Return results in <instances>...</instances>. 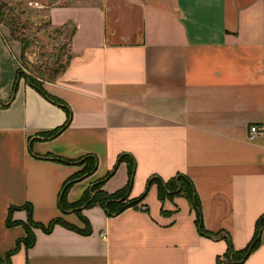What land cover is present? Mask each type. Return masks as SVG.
I'll use <instances>...</instances> for the list:
<instances>
[{"label":"crops","instance_id":"crops-1","mask_svg":"<svg viewBox=\"0 0 264 264\" xmlns=\"http://www.w3.org/2000/svg\"><path fill=\"white\" fill-rule=\"evenodd\" d=\"M41 8H44L41 7ZM48 24H69L70 59L42 96L19 71L15 44L0 43V264L34 222L62 218L83 230L73 212L58 207L62 184L97 159L91 173L67 190L68 203L116 166L99 190L118 200L134 170L126 202L147 180L188 177L200 201H160L156 184L135 206L108 215L98 203L81 208L91 231L56 224L32 228L8 264H216L244 248L264 214V0H55ZM259 134L250 137L249 128ZM55 158L71 160L58 161ZM14 225H7L9 209ZM264 264L259 246L241 263Z\"/></svg>","mask_w":264,"mask_h":264},{"label":"trees","instance_id":"trees-1","mask_svg":"<svg viewBox=\"0 0 264 264\" xmlns=\"http://www.w3.org/2000/svg\"><path fill=\"white\" fill-rule=\"evenodd\" d=\"M66 25H69V24H66ZM66 25H64V26H66ZM73 31L74 30L72 28L71 34L73 33ZM69 59H70V54L67 58V61ZM67 61H66V63H67ZM66 63H65V65H66ZM65 65H64V67H65ZM64 67L62 68V70L64 69ZM60 72L54 78H56L60 74ZM20 77H22V76L20 75V68H19L17 77H16L14 84H13V91H15V89H16L17 79ZM54 78H52V79H54ZM52 79H50V80H52ZM25 81L30 86L35 88L42 96L46 97L48 100H50L54 104L61 106L65 110V112L67 114V119H66L65 123L62 126H60L59 128L55 129L54 131H52L48 134H45L46 137H54L70 121L71 112H70L69 108L60 99L49 95L43 89L42 83L38 84V83H35L32 80H28L26 78H25ZM128 157L130 159L129 160L130 161V167H129V171H128L129 176H128V182H127L126 186L124 187V192L120 195V197L122 196V198L118 197V200H116V199L112 198L111 196H108L99 190V187L102 184V182L107 177H109L110 175L113 174V172L116 168V166H114V168L105 176V178H103L100 181L92 184L90 186L89 190L86 191V193L82 196V198L79 201H77L75 203H68V202H66V198H65L67 190L70 188V186L75 181H77L81 177L91 173L92 170L95 168L96 163H97V159L94 156H91V157L84 156V157L77 159L76 162H87V164L83 167V169L79 173L68 178L62 184V187H61L59 195H58V207L63 213H66V212L75 213L76 216L80 220L83 221L84 229L79 230L77 227L66 222L62 218L52 219L47 225H43V224L34 222L32 219V214H31L32 208L28 204L24 207L26 209V212H27L26 222L22 223V225L24 226V229H25V237L22 239H19L16 243V247L13 250H11L10 252H8V254L5 257L3 264L9 263V255L12 254L15 249L18 248L20 243L26 248H29L33 245L34 240H35V235L32 231V228H40L44 232H49L56 224H59V225L65 226L69 229L75 230L77 232L89 233L91 231V227H90L88 220L81 214V208L88 207L90 205L98 203L99 205H101L104 208V210L106 211V213L108 215L118 214L128 207L135 206L140 200H142L152 184H156L157 192H158V198L160 199V201H163L165 198L173 199L175 196H184L188 200V202L190 203V206L195 211V223H196V226H197L200 234H202L204 236H208V237L219 236L217 234H213L211 232H208L203 228L202 219H201L200 201L198 199V196L196 194V191L194 189V186H193L191 180L188 177H186L185 175L177 174L176 176H174L173 178H171L167 181H164L159 177L152 176L147 180L143 194H141L136 199H130V200H127L126 202H123L124 200H126L125 195L128 193V191L131 187V184H132V174H133V170H134V161H133L132 157L124 156V155L120 156L117 160V162H120L124 158H128ZM55 159H57L58 161H62V162H70L71 161V160L60 159V158H55ZM96 189H98V192H95L93 194V192H94L93 190H96ZM13 209H15V208L11 207L8 211L7 221H6L7 225L16 224V222L12 221V219H11V212ZM263 231H264V214L261 215L257 219L252 238L247 243V245L244 248H242L241 250H234V248L230 244L228 237L223 236L226 238L228 246H227V250L225 251V253L222 256H218L216 258V264H230V263H241V262H243L248 257V255H250L259 246V244L261 242V234Z\"/></svg>","mask_w":264,"mask_h":264},{"label":"rangeland","instance_id":"rangeland-1","mask_svg":"<svg viewBox=\"0 0 264 264\" xmlns=\"http://www.w3.org/2000/svg\"><path fill=\"white\" fill-rule=\"evenodd\" d=\"M37 1L44 8L32 7L28 0H0V43L7 41L18 47L20 75L39 84L54 78L64 67L72 26L51 27L46 7L55 0ZM78 222L84 226L79 218Z\"/></svg>","mask_w":264,"mask_h":264},{"label":"built area","instance_id":"built-area-1","mask_svg":"<svg viewBox=\"0 0 264 264\" xmlns=\"http://www.w3.org/2000/svg\"><path fill=\"white\" fill-rule=\"evenodd\" d=\"M28 4L32 7H37V8L43 7V5L40 4L37 0H28ZM249 131H250V137L251 138H253L257 134H259V130H258L257 126H255V125H251L249 128Z\"/></svg>","mask_w":264,"mask_h":264}]
</instances>
